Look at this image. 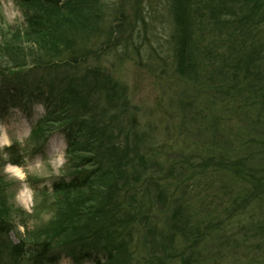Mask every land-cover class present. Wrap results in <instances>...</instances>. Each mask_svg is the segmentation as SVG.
Segmentation results:
<instances>
[{
    "label": "trees",
    "instance_id": "1",
    "mask_svg": "<svg viewBox=\"0 0 264 264\" xmlns=\"http://www.w3.org/2000/svg\"><path fill=\"white\" fill-rule=\"evenodd\" d=\"M145 2L125 23L119 0H17L24 31L15 30L11 43L0 42V104L26 107L40 99L47 112L36 123L34 133L42 141L33 154L45 155L50 134L58 132L69 163L50 185L51 218L29 228L31 214L20 216L11 206L1 170L8 163L24 166L26 154L16 144L5 148L0 264H58L62 254L93 264H138L133 236L144 226L146 237L154 235L161 208L170 213L172 226L197 229L202 222L197 204L212 190L203 207L209 216L218 202L210 219L218 223L211 226L234 213L248 214L246 233L259 254L250 263L264 264V0ZM159 16H168L172 72L194 86L197 96L190 104L199 107L194 104L191 117L199 116L197 128L206 135L201 149L176 158L172 147L141 129L121 148L115 133L119 117H101L93 99L115 86L103 62L116 50L121 23L131 31L121 39L124 48L141 52L149 27L150 40L162 49ZM22 31L40 51L25 53L15 45ZM35 71L39 80L30 84L28 74ZM15 222L25 229L18 241L10 235ZM169 254L164 250L154 264H167Z\"/></svg>",
    "mask_w": 264,
    "mask_h": 264
},
{
    "label": "rangeland",
    "instance_id": "2",
    "mask_svg": "<svg viewBox=\"0 0 264 264\" xmlns=\"http://www.w3.org/2000/svg\"><path fill=\"white\" fill-rule=\"evenodd\" d=\"M119 1L126 16L125 23L133 18L137 7L139 10L147 5L145 0ZM155 20L159 28L158 43L164 46L160 49L154 39L150 40L152 32L148 27V35L143 37L147 39L146 44L139 49L141 52L130 48L131 45L124 48L121 39L131 31L126 29V24L121 23L116 33V50L103 62L107 74L115 81V86H106L93 99L101 117H119L115 133L121 148H125L132 141L136 129H141L145 134L152 135L159 144L172 147L176 158L182 151L201 149L206 135L197 128L200 124L199 116L191 117L194 114V104L199 107L197 103L190 104L197 96L194 95V86L192 88L183 80L175 78L169 64L170 51H167L168 44L165 43L169 28L168 16H159ZM21 29H24V15L17 0H0L1 44L11 43L9 41L13 32ZM23 31L19 40L15 38V45L22 47L21 50L25 53H30L32 49L40 51L39 47L32 43L31 36ZM149 41L152 44H149ZM154 48L157 50H153ZM39 77V72L35 71L28 74L27 82L33 84ZM6 99L7 97L4 101ZM46 112L47 108L40 99H35L26 107L0 104V158L7 159L5 148L12 144H16L26 154L24 166L9 163L1 166L8 184L7 198L11 206L20 211V216L31 214V217L26 219L29 228L51 218L52 212L46 208V201L55 196L50 185L55 176L66 171L69 163L67 143L58 132L50 134L45 144V155L33 154L35 147L42 141V137H37L34 129L36 123L44 119ZM185 190L186 187H183L182 191ZM86 191L88 189H85ZM219 191L216 187V192ZM210 194H213V190L206 194L202 203L200 201L197 204L200 209L198 220L202 222L197 229L193 227L189 232L180 226H172L170 213L161 208L158 212L160 216L156 233L146 237L147 227L144 226L140 229L139 236H133L132 244L140 254L136 262L154 264L153 258L162 256L164 250H168L170 256L167 258V264H184L186 259L196 264H251V258L259 256L258 251L253 248L256 242L250 233H246L251 219L248 214L243 215V212L234 213L231 219L211 226L210 223H218L210 219L216 214L219 205L218 202L211 205L213 212L207 216L203 207L206 206L205 202L210 200ZM17 222L10 233L15 241L25 236V229ZM260 254H264V250ZM58 264L93 263L91 260L76 261L74 257L62 254Z\"/></svg>",
    "mask_w": 264,
    "mask_h": 264
}]
</instances>
